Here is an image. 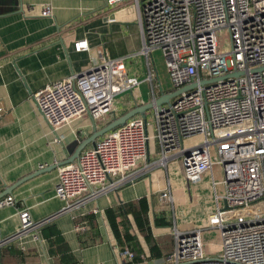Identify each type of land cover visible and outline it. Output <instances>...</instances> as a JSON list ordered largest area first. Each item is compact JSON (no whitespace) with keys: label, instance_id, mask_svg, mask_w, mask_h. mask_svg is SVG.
I'll use <instances>...</instances> for the list:
<instances>
[{"label":"built area","instance_id":"obj_1","mask_svg":"<svg viewBox=\"0 0 264 264\" xmlns=\"http://www.w3.org/2000/svg\"><path fill=\"white\" fill-rule=\"evenodd\" d=\"M105 2L133 6L149 81L153 79L149 55L160 49L172 90L179 93L169 104L155 108L154 134L148 117L136 115L106 132L76 160L59 165L54 195L62 206L49 216L34 219L30 207L21 203L17 208L19 228L10 235L0 230V248L26 235L42 241L41 228L55 217L83 209L133 182L142 169L139 165L148 157L152 135L160 149L152 165L165 167L176 152L183 176L194 181L218 164L225 189L221 197L214 191L215 207L208 215V226L219 230V250L204 249L201 229L173 227L174 245L165 255L166 261L264 264V0ZM36 11L40 16L52 15L49 4L39 9L27 7L29 14ZM223 29L229 40L226 50L217 38V31ZM87 48L86 40L74 43L76 51ZM139 83L127 73L123 58L100 53L90 68L47 83L32 97L41 116L56 130L83 114L93 120L111 115L116 95ZM2 114L0 106V125ZM195 134L203 135L202 141L185 147L184 138ZM211 179L215 190L213 173ZM160 199L172 201L170 192H161ZM14 204L11 195L0 199V207ZM91 213L97 214L98 208H91ZM75 229L82 231L85 226L78 224ZM114 251L117 264H137L135 252L127 246L115 245Z\"/></svg>","mask_w":264,"mask_h":264},{"label":"crops","instance_id":"obj_2","mask_svg":"<svg viewBox=\"0 0 264 264\" xmlns=\"http://www.w3.org/2000/svg\"><path fill=\"white\" fill-rule=\"evenodd\" d=\"M46 4L52 7L50 16H40L37 11L27 13L29 5L39 9ZM78 40H86L88 48L76 51L74 43ZM140 46L136 13L130 3L107 4L105 0H0V106L3 109L0 125V191L32 172L45 169L17 185L8 194L13 196L15 204L0 207L2 234L10 235L19 228L17 208L21 203L30 207L34 219L55 213L63 204L54 195L57 167L76 160L84 149L98 141L101 136L86 143L80 152L76 151L95 128H102L113 117L135 105L150 102L152 97H158L163 92H155V80H152V97H144L140 93V97L128 99L119 109L114 106L110 116L93 120L88 114H83L56 130L51 129L41 116L32 95L47 83L90 68L97 62L100 53L105 57H121L123 60L129 55L140 58L143 56ZM126 71L136 76L131 70ZM139 82L137 87L141 84ZM154 110H148L146 116H151ZM151 132L154 134L152 127ZM153 139L149 142L148 157L139 165L142 169L138 170L133 182L100 196L83 209L61 214L50 222L61 232L70 253L79 264H117L114 246L118 244L106 220L105 209L134 202L143 196L149 203V224L162 255L149 256L143 235L128 215L130 232L136 235L137 246L142 250V261L138 264H169L165 255L169 253L171 244L172 249L174 245L171 230L173 227L180 231L188 230L185 229L187 221L181 220L177 225L173 213L170 214L174 197L168 177V162L165 167L152 165L160 155L159 145ZM175 157L179 158V154L170 155L169 160ZM165 190L170 192L172 201L160 199V193ZM93 207L98 208V213L94 214L98 227L78 234L73 220L91 214ZM156 217L163 218L160 221H168L169 225H155ZM205 225L206 229L211 228L208 223ZM211 229L218 232L216 248L208 246L207 237L201 229L204 249L208 252L220 248L219 230ZM92 240L97 242L89 244ZM10 244L17 249H34V252L25 256L24 261L1 252V264L57 262L48 254V244L44 239L39 241L26 235L12 240Z\"/></svg>","mask_w":264,"mask_h":264},{"label":"rangeland","instance_id":"obj_3","mask_svg":"<svg viewBox=\"0 0 264 264\" xmlns=\"http://www.w3.org/2000/svg\"><path fill=\"white\" fill-rule=\"evenodd\" d=\"M217 38L221 49H228L229 40L224 29L222 31H217ZM149 61L153 71L152 80L153 82L155 80V92H167L168 90H171L173 87L167 70L166 61L161 50L154 49L149 55ZM124 65L127 70H131L132 73L138 77L141 84L139 87H134L131 91H124L116 95L114 106H116L117 109H119L123 103L128 101V99L140 97V93H142L144 97H149L154 94V90L151 88V83L148 79V69L144 55L140 56V58L129 55L124 58ZM152 118L153 114L148 116V122L150 124L149 129L152 127ZM202 139L203 135L195 134L184 138V145L185 147L192 146L200 143ZM153 140L154 139L151 135L150 142ZM173 154H176V152H173ZM214 156V147L212 146V162L215 160ZM168 169V177L171 179L172 183L171 193L174 197L173 210H170V214L172 215L173 213L176 224L179 225L181 220H186L185 229H188L186 231H191L195 228L202 229V234L207 237L208 246L216 248L218 243V232L215 229H206L205 224L208 223V213L213 212L215 207V193L220 197L225 193L224 184L221 182V167L218 164H213L211 171H204L200 177L194 181H187L185 179L178 157L168 161ZM211 173H213V181L216 183L215 190L212 185ZM221 202L220 199V205H222ZM102 221L104 222V219H102Z\"/></svg>","mask_w":264,"mask_h":264},{"label":"trees","instance_id":"obj_4","mask_svg":"<svg viewBox=\"0 0 264 264\" xmlns=\"http://www.w3.org/2000/svg\"><path fill=\"white\" fill-rule=\"evenodd\" d=\"M148 209L149 203L145 196L134 202L118 205L115 207H108L105 209V217L115 241L118 245L127 246L135 252L134 262L137 264L142 261L140 257L142 250L137 246L136 235L130 232L131 225L128 215L132 217L138 232L143 235L149 248V256L159 257L162 255L161 250L157 245V241L152 234L148 219ZM161 219L163 218L156 217L154 224L160 226L169 225L168 221H160ZM73 221L75 225L80 224L85 226V229L79 231L78 234L86 233L93 229L95 230V228L98 227L97 218L93 213L79 216ZM40 235L48 244V254L57 259V262L55 261L54 264H79L74 256L70 253L69 247L67 246L61 232L58 230L55 224L47 223L44 225L40 230ZM95 242L97 241L92 240L88 243L93 244ZM171 250L172 244L168 252ZM1 252H7L10 257H17L18 259H22L24 261L25 256L28 257L31 255L32 252H34V249H17L9 242L0 248V264L2 260Z\"/></svg>","mask_w":264,"mask_h":264},{"label":"water","instance_id":"obj_5","mask_svg":"<svg viewBox=\"0 0 264 264\" xmlns=\"http://www.w3.org/2000/svg\"><path fill=\"white\" fill-rule=\"evenodd\" d=\"M178 93H179V91H177V90H174L172 92H167V93L163 92L160 96L154 97V99L151 100L150 102H147V103L142 104V105H135L132 108H130L129 110H127L126 112H124L123 114L113 117L102 128H100V129L95 128L93 133L87 138L88 140H84L83 142H81L76 151L79 150V152H80L86 143L93 142V140L96 137L102 136L106 132L114 129L115 127L124 124L126 122V120H128L129 118H132L136 115H139L143 118H146V112L148 110H150L152 108L160 109L162 107V105L169 104L170 100L172 98H174L176 96V94H178ZM76 157L77 156H75L72 160H74ZM44 170L45 169H40V170H37L36 172H32L31 174L20 178L19 180L14 182L12 185L5 186L4 189L0 191V199L6 195L12 193L13 189L17 185H19L20 183L24 182L25 180L29 179L30 177H32L38 173H41Z\"/></svg>","mask_w":264,"mask_h":264}]
</instances>
